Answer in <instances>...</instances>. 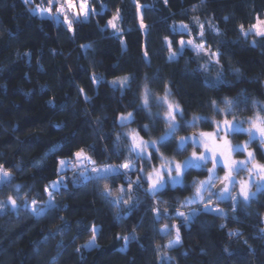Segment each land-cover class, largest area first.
Listing matches in <instances>:
<instances>
[{
	"label": "trees",
	"instance_id": "16d2710c",
	"mask_svg": "<svg viewBox=\"0 0 264 264\" xmlns=\"http://www.w3.org/2000/svg\"><path fill=\"white\" fill-rule=\"evenodd\" d=\"M90 2L97 14L86 22H74L73 33L62 23L30 12L37 5L47 7L45 0H31L28 5L24 0H0V165L11 170V184L22 186L19 195H26L29 204L33 199L39 204L48 200L44 189L54 176L46 172L60 156L74 154L72 145L82 128L92 138L84 146L87 154L98 157L99 165L113 166L119 165L111 153H123L128 142L124 132L136 129L145 139L164 133L163 121L154 126L145 112L138 111L145 83L156 96L169 87L188 121L194 116L223 118L211 106L212 100L221 109L224 97L239 101L238 120L253 116L251 100L264 102V39L245 38L239 31L241 24L247 28L254 23L257 15L264 18V0H168L167 4L164 0H138L146 29L135 25L140 13L134 0ZM117 9L122 32L114 35L105 26ZM182 16L188 17L193 37L198 31L193 18L199 17L205 24L206 46L222 54L220 65L210 64L207 56H197L191 50L179 54L175 41L190 38L172 31L181 24ZM209 20L220 35L208 29ZM165 37L174 41L171 51L178 54L172 60ZM126 75L134 77L130 88L111 85L113 79ZM218 75H222L220 83L209 87L208 81ZM245 97L250 98L247 104ZM150 103L153 114H162V108ZM128 112H133L135 121L121 127L118 117ZM179 121L183 124L180 117ZM145 124L152 129L149 133L141 130ZM212 129L205 121L196 128L182 127L160 151L184 158L193 147L189 144L186 151L178 152L180 137ZM117 135L121 136L119 149L114 148ZM247 137L232 136L236 142ZM254 142L264 159L259 142ZM158 161L154 155L152 162ZM141 166L148 171V162L137 163V168ZM60 174L65 185L55 191L56 207L45 215L36 217L20 198L18 209L9 206L0 210V264H162L156 245L175 239L174 230L167 236L160 231L165 224L180 226L182 240L175 248L160 249L172 258L167 264H264V193L253 198L249 207L241 204L235 211L231 202H223L224 217L201 211L183 225L175 214L191 208L182 202L193 192V180L205 170H190L185 178L187 187L169 186L155 198L137 191L134 184L125 196H130V204H121L119 209L102 193L108 184L113 191L110 199L121 195L119 186L127 188L124 178L82 183L79 171L71 167ZM138 175L142 174H130L131 180ZM143 187L148 188L147 182ZM9 195L17 197L14 188L0 185V201ZM132 205L135 208L129 214ZM153 207L167 209V215L156 219ZM196 208L198 212L203 205ZM93 225H100L98 244L84 247L91 239ZM117 236H129L130 240L125 246Z\"/></svg>",
	"mask_w": 264,
	"mask_h": 264
},
{
	"label": "snow or ice",
	"instance_id": "6c2138e0",
	"mask_svg": "<svg viewBox=\"0 0 264 264\" xmlns=\"http://www.w3.org/2000/svg\"><path fill=\"white\" fill-rule=\"evenodd\" d=\"M31 0H24V3L28 5ZM47 7H41L37 5L35 8H30V12L43 18L47 14L48 19L52 20L57 24H64L68 31L75 32L73 27L75 23L86 22L92 15L97 14L94 6L91 5L90 0H45ZM136 3L137 12L140 13L139 16V27L141 29H146L147 25L144 23L143 14L141 13L142 5L139 4L138 0H134ZM167 4L168 0H164ZM204 3V0H201ZM103 7V5H102ZM55 9V11H54ZM195 10V8H194ZM122 19L121 12L119 9L115 11L112 18L107 21L106 28H111L113 34H119L122 32L121 27L118 22ZM225 20L228 17H224ZM193 23L198 29L196 36L193 37L191 29L187 24L181 23L179 26H173L172 31L177 34H187L189 39L185 40L183 38L175 41L179 45V54L183 55L186 50H191L197 56H207L209 63L220 65L221 53L219 51H214L211 46H206L205 41V24L200 23L199 17L193 18ZM208 29L216 35H220V30L209 20L207 22ZM239 31L242 36L247 38L252 35L254 37H260L264 39V19L259 15L255 17V22L249 25L247 28L243 24L239 26ZM199 41V42H197ZM165 42L170 50L169 59L172 60L177 57V52L171 51L173 40L165 37ZM253 44L256 43L255 40L252 41ZM85 47L84 45L81 46ZM144 57H148L147 49L144 50ZM239 71L238 69L236 70ZM158 78V77H157ZM94 82L97 81L95 75L92 76ZM134 77L132 76H121L116 77L111 81L113 87H118L120 89L130 88V84ZM222 80V75H218L214 80H209V87H216ZM81 91H83L81 89ZM171 90L165 88V94L163 96H156L148 84L143 85L142 93L140 94V108L138 111H143L153 120L154 126L156 123L163 121L166 125V129L159 137L158 140H145L143 136L140 135V131L136 129H131L123 133V137L128 141L126 145L128 158L119 166L104 165L102 167H96L95 161L91 156L85 152L84 149L74 153V160H64L58 161L59 169L58 172L65 171L67 168L71 167L73 170L79 169V179L82 183L95 180L108 181L115 178H124L127 182V188L124 185L119 186V192L121 195L115 197V199H110L113 196V191L108 184H104L103 195L105 199L109 201L115 208L119 209L121 204H130L129 199H125L133 189L135 184L137 191H144L147 195L155 198L158 193L169 188V186L175 188L177 186L187 187L185 184V178L190 170L192 169H202L206 170L208 173L207 179L205 180H195L190 185L194 189V193L191 197L186 198L182 203L190 205L192 203H200L203 208L195 213L186 214L182 211L176 212V217L181 219L183 225H187L191 222L195 215H199L200 212L216 213L222 217L226 216L224 209L219 207H210L213 203V197L217 201L231 202V207L235 211L236 207L243 204L245 207H249L253 198L258 197L260 194L264 193V163L260 162L256 158V153L250 151L249 145L254 141H258L261 148V155H264V102L251 100L252 108L255 110L253 116L248 117L244 120L236 119V110L239 107V101H233L228 97L222 98V102L225 104L223 109L219 108L217 101L212 100L211 106L219 113L224 116L222 120H209L208 117L194 116L191 121L184 120V110L180 105L170 98ZM88 99V97H85ZM250 98L245 97L244 103L247 104ZM154 103L159 107L164 109L162 114L157 112L155 114L151 111V103ZM228 116L232 118L229 119ZM183 121V124L177 120ZM121 127H126L128 124L135 121V117L132 112H128L126 115L121 114L118 117ZM200 121L209 122L213 126V131L211 132H194L191 136L181 137L177 145V151L183 152L187 150V146L190 144L193 147L191 155L185 159L183 162L176 161L174 159H169L163 155L160 151L161 147H167L171 141L175 138L176 133L182 128H196ZM248 126L245 127L244 125ZM141 130L145 133H149L152 129L148 125H142ZM237 134H247L249 139L243 144L233 145L229 136ZM121 143V136L117 135L115 149H119ZM197 148L202 149L199 153L196 151ZM236 153H245L246 158L243 160H237L234 158ZM115 154L123 156V153L116 152ZM160 160L159 166L152 165L151 170L145 172L143 167L137 168V163L148 162L151 163L153 156ZM135 157L133 161L131 158ZM211 163L212 167L207 168V165ZM220 168L224 171V175L220 176L217 169ZM247 172L246 179H237L240 172ZM141 173L138 175L135 181H132L130 174ZM12 173L10 169H6L3 165H0V185L11 186L17 193V197L9 195L6 200L0 201V210H4L11 206L13 209H18L17 198L23 199L25 201L24 207L28 208L34 215L43 216L50 209L56 207L55 199L52 191L46 187L44 191L48 195V201L40 207H37L38 201L33 199L29 204L27 201V196H20L21 185H12ZM75 183V179L73 180ZM147 182L148 188L143 187V183ZM218 182V183H217ZM65 181L59 179L53 181L51 188L54 191H59L60 188L64 187ZM252 187H255L256 191H251ZM238 188V192H237ZM207 198V203L205 199ZM139 201L137 200V204ZM157 203H167V201H157ZM135 208V205L129 208V214ZM152 211L156 215V219H161L163 216L167 215V209L161 211L159 207H153ZM119 215V213H117ZM226 225H221L225 227ZM92 232L91 240L84 247H91L95 245L97 238V233L100 231L93 225L90 229ZM172 230L175 231V239L170 240L166 245H156V251L160 255L162 264H167L172 258L166 256V252H161L160 249H172L178 245H181V235L180 226L165 224L160 231L165 235H170ZM235 234V233H233ZM117 239H122L125 242V246L128 244L129 236H117ZM79 251V249L77 250Z\"/></svg>",
	"mask_w": 264,
	"mask_h": 264
},
{
	"label": "rangeland",
	"instance_id": "374dc122",
	"mask_svg": "<svg viewBox=\"0 0 264 264\" xmlns=\"http://www.w3.org/2000/svg\"><path fill=\"white\" fill-rule=\"evenodd\" d=\"M91 3V2H90ZM33 8H35V7H33ZM45 16H47V14H45ZM262 19H264V18H262ZM180 22L181 23H183V24H187V22H188V17L187 16H182L181 17V19H180ZM136 26H138L139 25V22L138 23H136L135 24ZM107 31H112L113 32V30L111 29V28H107ZM169 88V87H168ZM170 89V88H169ZM171 90V89H170ZM165 94V93H164ZM163 94V95H164ZM162 95V96H163ZM170 98L172 99V100H174L175 102H177L176 100H175V98L173 97V95H172V91H171V96H170ZM178 103V102H177ZM179 104V103H178ZM180 105V104H179ZM181 107V106H180ZM163 111H164V109H163ZM133 113V112H132ZM127 114V113H126ZM125 114V115H126ZM134 115V114H133ZM223 118H224V116H223ZM223 118H221V119H219V120H222ZM229 119H231L232 117H228ZM177 120L179 121V117H177ZM238 120V119H237ZM242 120V119H241ZM245 127H247L248 125L247 124H245L244 125ZM214 129H212V130H209V131H206V130H202V132H211V131H213ZM198 132H201V130L200 131H198ZM198 132H196V133H198ZM194 132H192V133H187V135H184L183 137H187V136H191L192 134H193ZM163 135V134H162ZM142 136V135H141ZM181 138V137H180ZM230 140H231V142H232V144L233 145H236V144H243L245 141H247L248 139H249V137H247L246 139H244L242 142H236V141H234L233 140V138H232V136H229L228 137ZM145 139V138H144ZM159 139V137L158 138H155V139H145V140H158ZM180 140V139H179ZM92 142V138H91V133L90 132H88V131H86L85 129H81L79 132H78V134H77V136L75 137V140H74V142H73V145H72V147H73V149H75V152H77V151H79L80 149H84V146H86V145H89V143H91ZM128 143V142H127ZM260 144V143H259ZM255 142H253V143H251L250 145H249V149L248 150H250V151H254L255 153H256V158H257V160L258 161H260V162H262V163H264V159H261L260 157H259V155H258V153L256 152V148H255ZM261 146V145H260ZM124 152H123V156H121V155H117V154H115V153H111V159H114V161H115V163L116 164H118V165H121L122 163H124L125 162V160L128 158V154H127V149H126V145L124 146ZM261 148H262V146H261ZM85 150V149H84ZM193 151V150H192ZM192 151L188 154V155H186L184 158H175V157H170V156H168V155H164L165 157H167V158H169V159H174V160H176V161H179V162H183L185 159H187L190 155H191V153H192ZM196 151L199 153L200 151H202V149H200V148H197L196 149ZM74 152V153H75ZM85 152H86V150H85ZM133 158H135L134 156H133ZM234 158L235 159H237V160H243V159H245L246 158V154L245 153H236L235 155H234ZM59 160H61V159H64V160H74V154L72 155V156H60L59 158H58ZM92 159L95 161V166L96 167H102V166H104V165H99L98 164V161L100 160L98 157L96 158H93L92 157ZM58 160V161H59ZM159 164H160V160L158 161V162H152L151 161V163L149 164L148 163V171H150L151 170V166L152 165H155V166H159ZM59 164L57 163V161H55L54 162V167L52 168V169H50V170H47V172L46 173H48L50 176H54V178L53 179H51L50 180V184H49V191H52V193H53V196H54V199H55V204H56V195H55V191L54 190H52V188H51V184H52V182L53 181H57V180H59V179H63L64 180V177H63V175L62 174H60V173H62L63 171H61V172H58V169H59ZM142 167V166H141ZM212 167V164L211 163H209L208 165H207V168H211ZM145 169V168H144ZM78 171H80L79 169H77ZM217 171H218V174L220 175V176H223L224 175V171L223 170H221L220 168H218L217 169ZM145 172H146V169H145ZM247 172H244V171H242V172H240L239 173V175H238V177H237V179H246L247 178ZM207 176H208V173H207V171L205 170V174L203 175V176H200V177H197V178H195L193 181H195V180H205V179H207ZM137 179V178H136ZM218 183V182H217ZM251 191H253V192H255L256 191V189H255V187H252V189H251ZM237 192H238V188H237ZM193 193H194V190H193V192L190 194V196L189 197H191L192 195H193ZM213 199V203H212V205H210V207H219V208H221L222 207V203L223 202H220V201H217L216 199H215V197H213L212 198ZM48 201V200H47ZM47 201H45L44 203H41V204H39L38 203V205H37V207H40V206H43ZM225 202H229V201H225ZM205 203H207V198L205 199ZM201 204L200 203H192L191 204V208L190 209H187V210H180V211H182V212H185L186 214H189V213H195L197 210V208L196 207H198V206H200ZM36 217H38L37 215H35ZM95 227L96 228H98V229H100V225H95ZM98 237V236H97ZM91 240V239H90ZM89 240V241H90ZM88 241V242H89ZM88 242H86L85 243V245L86 244H88ZM98 244V241H97V238H96V241H95V245H97ZM91 247H94V246H91Z\"/></svg>",
	"mask_w": 264,
	"mask_h": 264
}]
</instances>
